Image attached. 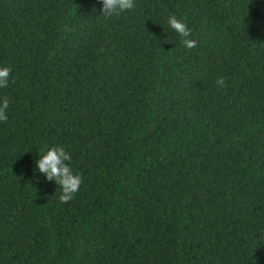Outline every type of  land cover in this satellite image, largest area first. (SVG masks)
Returning <instances> with one entry per match:
<instances>
[{
    "label": "trees",
    "instance_id": "trees-1",
    "mask_svg": "<svg viewBox=\"0 0 264 264\" xmlns=\"http://www.w3.org/2000/svg\"><path fill=\"white\" fill-rule=\"evenodd\" d=\"M99 10L0 0V264H264V0ZM52 145L67 202L35 170Z\"/></svg>",
    "mask_w": 264,
    "mask_h": 264
},
{
    "label": "clouds",
    "instance_id": "clouds-1",
    "mask_svg": "<svg viewBox=\"0 0 264 264\" xmlns=\"http://www.w3.org/2000/svg\"><path fill=\"white\" fill-rule=\"evenodd\" d=\"M134 6L135 0H100L99 13L104 18H109L119 15L125 10H130ZM166 23L179 35L184 47L192 48L196 45L197 41L190 38L191 29L187 27L183 19L178 18L175 14H168ZM10 71V66H0V88L7 86ZM215 83L218 87H223L225 84L224 77H218ZM8 105L9 99L0 97V121L7 119ZM34 165L35 170L43 173L45 179L54 181L60 187L59 199L62 202L72 199L81 183V176L72 168L70 154L63 145L48 146L38 152V158L35 159Z\"/></svg>",
    "mask_w": 264,
    "mask_h": 264
}]
</instances>
